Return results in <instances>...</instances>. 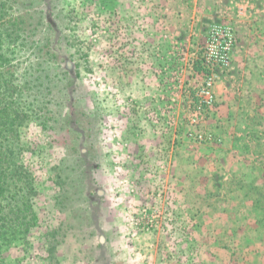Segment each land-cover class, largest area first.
<instances>
[{
  "label": "rangeland",
  "instance_id": "rangeland-1",
  "mask_svg": "<svg viewBox=\"0 0 264 264\" xmlns=\"http://www.w3.org/2000/svg\"><path fill=\"white\" fill-rule=\"evenodd\" d=\"M12 3L10 13L40 23V41L11 60L15 84L41 91L40 108L28 105L35 90L24 98L30 116L19 129L38 219L2 264H264V73L246 76L232 61L217 73L233 95L197 130L219 143L188 140L185 123L157 127L164 92L148 79L158 80L156 52L186 44L184 121L198 82L187 67L201 59L207 30L233 29L223 18L233 13L264 18V0ZM194 3L195 17L215 5L226 22L211 20L196 38L167 28L164 17L181 24V5Z\"/></svg>",
  "mask_w": 264,
  "mask_h": 264
},
{
  "label": "trees",
  "instance_id": "trees-1",
  "mask_svg": "<svg viewBox=\"0 0 264 264\" xmlns=\"http://www.w3.org/2000/svg\"><path fill=\"white\" fill-rule=\"evenodd\" d=\"M12 2L17 3V0H0V264L3 263V254L14 242L24 239L37 225L38 219L34 209L37 183L21 162L19 129L30 116L23 109L24 98L28 99L29 91L35 90L32 94L35 99L28 105L40 108L42 100L36 96L41 91L31 85L19 87L15 84L11 60L16 52L20 54L40 41V30H37L40 23H28L27 14L21 11L10 13L6 5ZM193 68L197 73L208 72L198 59L193 63ZM40 79L41 76H38L35 80Z\"/></svg>",
  "mask_w": 264,
  "mask_h": 264
},
{
  "label": "built area",
  "instance_id": "built-area-1",
  "mask_svg": "<svg viewBox=\"0 0 264 264\" xmlns=\"http://www.w3.org/2000/svg\"><path fill=\"white\" fill-rule=\"evenodd\" d=\"M235 45L233 29L228 24L213 25L207 30L205 43L203 46L201 65L208 72L197 73L193 68V62L188 65V69L194 72L195 82L192 90V97L189 99V105L183 111V120L179 122V102L190 84L185 83V72L188 64V50L185 43H172L168 50L162 54L156 52L155 57H160L162 62L154 69L156 86L162 92L159 98L162 101V107L159 109V118L154 122L157 127H163L165 130L176 132L180 126L185 123L188 131L185 137L194 142H221L212 132H201L197 130L200 122L214 112L216 106V95L214 87L217 81V73L226 71L231 66V55ZM194 83V82H193ZM183 122V123H182ZM161 194L157 195L160 198ZM164 201V200H163ZM151 227L150 222L145 225ZM143 225V226H145Z\"/></svg>",
  "mask_w": 264,
  "mask_h": 264
},
{
  "label": "crops",
  "instance_id": "crops-1",
  "mask_svg": "<svg viewBox=\"0 0 264 264\" xmlns=\"http://www.w3.org/2000/svg\"><path fill=\"white\" fill-rule=\"evenodd\" d=\"M210 6L211 7L205 5V9L207 8L206 12L203 7V9H201L200 11L199 16L197 15L195 17V13H199L197 12L199 5L194 3V5H189L188 8L185 5H181L180 8L182 10V13H184L183 10L186 11L185 15L181 14V16L183 17L182 18L183 22L181 24L175 22L174 24L173 20H171V18L168 19L166 16L164 17V20L166 22L165 25L167 26L168 29L170 28L171 31H173V29L178 30L180 28V31L178 30V32H184V35L192 38H196L197 35H200L199 28H202L203 26L210 24L211 20H219V22L221 23L226 22L224 19H222L221 17L222 15L220 12H219L220 15H218L220 17H216L217 13L214 11L215 5H210ZM164 7L166 10H169L170 8L167 6ZM250 11H249L250 18L248 15L249 14L248 11L246 12L247 15L245 14L243 18H241L240 15L238 17V15L234 13L229 17L228 16L223 17L229 20L232 19L230 20V22L233 21V23L230 24L232 25L235 31L234 33L237 40L232 51L231 61L234 62V65H238V67L242 66L245 69L246 76L248 74L249 77L252 74L258 75L260 73H264V18H260L259 16L257 17V15H254V13H251ZM229 20L227 22H229ZM234 21L237 22L234 23ZM259 31H262V36L260 37L262 41L254 40L255 38L254 35ZM202 37L204 38V36ZM152 57L153 58L151 59L156 60L154 55ZM155 62L158 65L161 63L160 60L158 61L156 60ZM148 73L150 74L151 72L148 71ZM148 79L149 81H151L150 84L151 86L154 85V82L155 84L157 83L156 80L152 78L151 74L149 75ZM246 90L251 91L253 90V88L246 87ZM233 92H234L233 87L231 88L230 85H226L225 83L223 84L220 81L216 82L214 87L216 101L218 99L219 102L221 101L226 102L229 99V96L233 95Z\"/></svg>",
  "mask_w": 264,
  "mask_h": 264
}]
</instances>
